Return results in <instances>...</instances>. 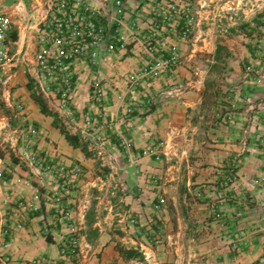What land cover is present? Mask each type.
I'll return each mask as SVG.
<instances>
[{
	"label": "crops",
	"instance_id": "1",
	"mask_svg": "<svg viewBox=\"0 0 264 264\" xmlns=\"http://www.w3.org/2000/svg\"><path fill=\"white\" fill-rule=\"evenodd\" d=\"M31 3L0 0V11L25 21ZM26 44L31 45L22 32L12 50ZM179 52L174 79L144 81L127 99L138 105L129 127L116 95L125 93V77L141 60L130 53H102L103 115L131 142L126 155L112 139L105 167L70 146L52 118L40 113L20 70L3 90L5 110H13L6 90L13 99L23 98L24 123L38 127L42 151L57 149L68 163L83 168L67 202L81 236L72 264H264V0H207L191 47ZM77 68L81 79L72 104L78 113L97 115L89 97L92 70L83 63ZM6 115L0 112V135L12 155L0 157L15 161L12 152L19 146L13 130L23 122L16 114L18 123L9 129ZM145 149H157L160 159L142 157ZM114 180L125 188L122 193L110 188ZM14 193L28 200L31 190L17 180ZM160 198L164 204L154 210ZM6 210L0 195V212ZM124 211L146 229L159 224L160 241L149 245L139 238L125 226ZM40 217L30 216L25 229L12 231L14 259H58L55 236L39 233ZM137 244L143 261L126 260L117 251Z\"/></svg>",
	"mask_w": 264,
	"mask_h": 264
},
{
	"label": "built area",
	"instance_id": "2",
	"mask_svg": "<svg viewBox=\"0 0 264 264\" xmlns=\"http://www.w3.org/2000/svg\"><path fill=\"white\" fill-rule=\"evenodd\" d=\"M206 6L207 0H32L25 21L15 13L0 11V89H6L20 70L33 92L51 104L49 110L57 115L62 128L70 135L73 133L85 144L90 156L105 167L112 155L108 149L112 139L116 149L126 155H130L131 142L103 115L107 95L98 72L102 53H130L141 60L140 66L125 77V93L116 95V100L123 104V122L129 127L138 105L127 99H132L144 81L174 79L181 58L179 51L191 47ZM22 32L31 45L13 51L12 45ZM81 63L92 70L89 97L97 115L78 113L72 104L75 86L81 79L77 70ZM246 70L259 74L249 67ZM6 91L23 123L13 130L19 146L12 152L15 161L0 157L1 203L8 210L0 212V261L72 264L79 256L81 236L67 202L84 176L83 168L78 163H68L57 149L42 151L38 147V127L24 123L23 98L13 99ZM0 100L4 101L3 91ZM141 156L158 160L161 153L145 149ZM17 180L31 190L28 200L15 195ZM51 183L52 188H48ZM119 183L114 180L110 188L122 193L125 188ZM158 204L154 210L164 204L163 198ZM212 213L219 216L216 208ZM39 215V233L46 239L55 236L58 259H14L12 231L25 229L30 216ZM123 220L149 245L160 241L163 229L156 222L146 229L128 211H124ZM136 248L142 253L141 244Z\"/></svg>",
	"mask_w": 264,
	"mask_h": 264
},
{
	"label": "trees",
	"instance_id": "3",
	"mask_svg": "<svg viewBox=\"0 0 264 264\" xmlns=\"http://www.w3.org/2000/svg\"><path fill=\"white\" fill-rule=\"evenodd\" d=\"M27 89L30 92V96L32 101L38 106L40 113L45 115V116H49L52 118V124L53 126L59 130V132L64 136L66 142L72 146L74 149H80L86 156H90V154L87 152L86 150V146L84 143H82L76 136L74 135H70L69 133H67L61 126L59 119L57 118V115H55L54 113H52L45 101L37 96L33 91H32V87L31 84L28 83L27 84ZM117 251L120 253V255L126 259V260H137V261H143L144 260V256L142 255V253H140L138 251L137 248H123L121 246H117Z\"/></svg>",
	"mask_w": 264,
	"mask_h": 264
},
{
	"label": "rangeland",
	"instance_id": "4",
	"mask_svg": "<svg viewBox=\"0 0 264 264\" xmlns=\"http://www.w3.org/2000/svg\"><path fill=\"white\" fill-rule=\"evenodd\" d=\"M10 3L11 2H8L7 4H10ZM22 76H24V74H22ZM2 91L3 90L0 89V97H1ZM9 93H11V92L9 91ZM9 109L10 110H5V108L3 107V103L0 100V112L3 110L4 113H5V115L7 114L6 116H9L10 117V119H9L10 121H8L7 127H9V129H12L13 127L16 126L15 124L18 123V118L14 116V115H16L15 109L13 108L12 111H11V108H9ZM13 120H15V121H13ZM3 139H4L3 136L0 135V156L7 155V154L12 155L11 154V149L8 148V145H9L8 144V141L3 140Z\"/></svg>",
	"mask_w": 264,
	"mask_h": 264
}]
</instances>
